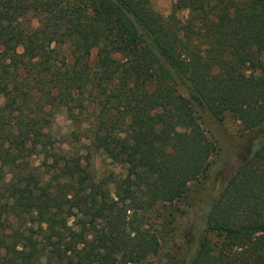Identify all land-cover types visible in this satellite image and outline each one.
<instances>
[{
  "label": "trees",
  "instance_id": "trees-1",
  "mask_svg": "<svg viewBox=\"0 0 264 264\" xmlns=\"http://www.w3.org/2000/svg\"><path fill=\"white\" fill-rule=\"evenodd\" d=\"M0 98V264H264V0H0ZM204 114L263 136L216 195Z\"/></svg>",
  "mask_w": 264,
  "mask_h": 264
},
{
  "label": "rangeland",
  "instance_id": "rangeland-1",
  "mask_svg": "<svg viewBox=\"0 0 264 264\" xmlns=\"http://www.w3.org/2000/svg\"><path fill=\"white\" fill-rule=\"evenodd\" d=\"M173 2L174 0H151V7L158 14L166 16ZM178 16L180 19H184L186 12H179ZM29 23L32 28L36 27L35 19L29 18ZM203 117L206 122V125H203L206 136L210 141H216V147L218 149V155L209 168L206 194L216 195L225 185L240 161L260 143L263 136L260 135L257 137L253 133H240L238 124L230 118H225L221 123H218L211 119L210 116L208 117L204 114ZM73 131L76 132L75 138L69 136ZM48 133L50 136L49 143L52 148L57 149L60 147L62 150H66L70 147V152L77 151L82 156L88 152V143L82 137V133L75 131L70 126L69 121L66 120L63 113L56 114ZM86 156L87 164L97 179L107 178L110 173H113L114 176L120 174L119 168L111 164L104 156L94 152H89V155ZM32 160L34 165H36L38 162L37 159L33 158ZM197 212L190 211L186 219H179L177 221L176 224L179 230H181L180 233L191 228L190 226L193 224L192 235L194 236L200 218V213L197 214ZM191 222L192 224H190ZM180 243V240H177L176 246ZM189 257L190 251L187 260Z\"/></svg>",
  "mask_w": 264,
  "mask_h": 264
}]
</instances>
